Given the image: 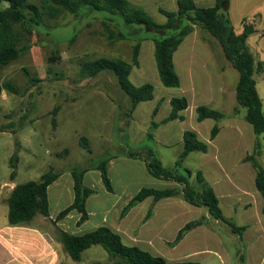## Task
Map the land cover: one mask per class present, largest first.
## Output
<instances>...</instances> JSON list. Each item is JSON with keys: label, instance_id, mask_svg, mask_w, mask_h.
Wrapping results in <instances>:
<instances>
[{"label": "rangeland", "instance_id": "374dc122", "mask_svg": "<svg viewBox=\"0 0 264 264\" xmlns=\"http://www.w3.org/2000/svg\"><path fill=\"white\" fill-rule=\"evenodd\" d=\"M131 1L133 5L149 8L146 11L157 23H166L167 18L160 11L150 10V0ZM261 3L264 0H232L236 31L242 29L237 19L239 12L253 11ZM7 7L8 2L0 0V11ZM104 20L103 14L93 13L80 17L66 14L58 20L47 21L48 27L37 28L28 37L25 34L24 44L30 46L28 54L0 70V86L10 82L20 91L15 94L3 90L0 97V229L7 224V199L11 186L38 181L52 168L65 174L64 182L70 190L72 168L91 169L104 159H114L129 153L136 155L135 160H129L125 168L120 165L111 168L117 195L126 186H129V194L143 187L168 188L171 185L169 182L156 180L149 175L144 161L146 148L153 149L164 166L173 169L183 147V132L194 131L202 139L209 138L214 125L218 124L222 132L213 142L209 154L192 153L184 161L183 168L192 172L189 180L196 189H200L196 174L198 171L203 172L215 187L225 217L238 227L248 226L249 231L238 235L224 222L212 217L207 221L204 215L209 211L201 207L194 217L197 220L204 217L206 223L196 228V233L191 237V247L196 254L187 261L200 264H264L261 239L264 234V201L256 189V171L250 162H244L248 155L254 154L257 136L245 119V109L241 107L240 111L234 110V114H238L235 130L231 129V117L220 122L210 120L201 124L193 107L186 113L185 123L161 124L171 112L169 101L174 97H183L182 91L190 86L188 70L191 57L194 59L192 67L197 73L198 83H214V74L219 73L225 64L222 63L225 55L219 42L206 30L196 26L176 54L182 86L168 88L159 77L155 44L152 41L154 35L143 32L138 38L120 40L111 45ZM136 41L141 42L142 49L140 65L133 68L131 81L136 86L153 84L155 100L142 103L136 116H133L130 113L131 101L122 92L114 75L103 72L94 78L86 77L82 75L81 67L84 62L101 57L119 58L132 63ZM253 53L257 62L264 64V54L255 48ZM185 60L187 64L183 63ZM230 65L232 75L227 84L232 87L234 102L237 103L236 88L233 89L237 86L239 73ZM256 81L264 103V73L257 74ZM186 98L193 106L198 103L188 95ZM57 106L60 110L54 116L53 110ZM157 106L158 115L153 117ZM224 113L228 114L229 111L225 110ZM54 117L56 127L53 125ZM152 121L160 124L158 132L152 131ZM150 132L157 138L156 143L154 140L148 141ZM84 137L89 140L91 153L81 146ZM261 142L258 159L264 168V138ZM15 154L18 155L16 178L12 181L10 160ZM181 173L185 174L184 171ZM96 174L91 173L85 181L87 187L95 190V195L88 203V209L97 212L93 223L100 220V212L104 207L113 204L108 198H116L108 195L103 181ZM237 189H240V194L246 192L243 198L246 209L241 205H233ZM55 192L52 188L50 198L53 209L56 206ZM68 203L67 196L60 202V207H66ZM145 211L149 213L152 209L146 208ZM112 217L113 214L110 219ZM51 224L54 226V222ZM52 225L49 227L51 235L56 238V228ZM180 225L174 224L172 230ZM89 227L86 226L82 234L91 231ZM74 264L117 263L109 258L103 247L93 246L83 253L82 262Z\"/></svg>", "mask_w": 264, "mask_h": 264}, {"label": "trees", "instance_id": "16d2710c", "mask_svg": "<svg viewBox=\"0 0 264 264\" xmlns=\"http://www.w3.org/2000/svg\"><path fill=\"white\" fill-rule=\"evenodd\" d=\"M9 7L0 11V70L18 61L28 54L30 46L24 44L25 34L28 35L37 28L48 27L47 21L58 20L66 14L75 17L86 16L87 14H103L105 20L103 25L109 33V43L112 45L120 40L138 38L143 32L151 33L154 36L152 41L155 44V60L159 77L162 84L168 88H180L181 78L175 69L174 56L185 39L190 36L196 26H200L210 33L220 44L226 59L239 73V81L236 87V101L238 105L246 109L245 119L257 136L255 152L248 155L244 162H250L256 171L255 185L264 201V168L259 156L261 155L262 142L264 138V103L257 89L256 75L264 73V64L257 62L255 55L248 44L249 38L255 33L253 25L244 23V30L237 34L229 17V6L231 0H216L212 7H199L194 0H178L177 11L160 9V12L167 18L166 23L159 24L142 7L133 5L129 0H5ZM141 42L136 41L133 48L132 63L119 58L101 57L95 60L86 61L82 64L81 73L86 77H97L103 72L114 75L122 92L131 101L130 113L133 114L141 103L149 102L155 98V87L151 83L136 86L131 81V74L134 67L140 65ZM3 90L19 94L20 91L10 82L0 86V97ZM171 112L161 122L167 124L172 121H184L182 112L189 108V101L186 97H174L171 99ZM60 107L53 110L54 116L58 114ZM159 112L157 106L153 112L156 117ZM198 122L206 119L222 121L225 116L217 110L208 106H199L196 109ZM53 125L56 127V117L53 118ZM157 122L152 121V131L159 128ZM221 129L216 124L210 136L213 141L219 135ZM154 140V134H148V141ZM83 149L92 152L89 140L81 139ZM68 150H66L67 152ZM147 154L145 164L151 176L156 179L174 182L181 186L178 188L157 189L143 187L122 210L121 217L128 213L149 198L154 203L161 200L177 197L182 194L185 201L195 207H206L211 217L216 221L226 223L233 232L242 235L246 231L245 226L238 227L224 215L220 200L213 187L206 181L203 172L196 174L197 183L200 189H196L190 183L192 172L183 168L184 161L192 153L206 154L209 151V144L199 139L194 131H185L183 135V152L180 154L173 169L164 166L161 159L151 148H146ZM129 158H135L134 154H127ZM15 154L10 160V167L13 170L11 180L16 178ZM111 159H104L91 169L74 167L71 175L74 180V201L61 211L56 222L64 220L71 212L80 214L78 225L89 220L87 210L88 199L95 194L93 188L85 184V175L90 170H97L101 174L106 190L114 192L108 165ZM184 171L185 174H182ZM62 172L50 169L43 174L38 181H28L17 185L8 200V224L10 227H30L33 220L42 216H50V203L48 190L61 176ZM264 213V207H263ZM152 216L149 211L147 219ZM55 222V223H56ZM206 218L194 220L186 224L178 233L171 246L179 244L185 236L194 229L204 226ZM66 253L75 262H81L83 253L93 246L103 247L117 264H169L162 256L138 247L126 245L120 234L107 226L99 227L83 235H74L59 228H56V238ZM175 264H199L194 262H179Z\"/></svg>", "mask_w": 264, "mask_h": 264}, {"label": "crops", "instance_id": "0c3cea01", "mask_svg": "<svg viewBox=\"0 0 264 264\" xmlns=\"http://www.w3.org/2000/svg\"><path fill=\"white\" fill-rule=\"evenodd\" d=\"M129 1L132 2L131 0ZM150 1L152 2V6L150 10L153 9L158 13L160 9H164L172 12L177 11L178 9V5H177L178 0H150ZM194 1L199 7H212L216 4V0H194ZM261 1L262 0H260V2ZM143 8L145 10L149 9L147 7H143ZM232 14L233 12H232V0H231L229 6V17L236 31ZM237 19L242 25V29L236 31V33L241 34L243 32L245 22L247 24L253 25L255 29V33L249 38L248 44L251 47L252 51L255 48L257 52L264 54V3L258 4L256 9L253 11H249L246 13L239 12ZM253 37H256L255 38L256 40L253 44H251ZM179 50L180 48L175 53L174 64H175V69L181 78V73H179L180 64L178 63V57L176 58V54L179 53ZM221 51L223 53L222 48ZM183 63L187 64V60H185ZM193 63H194V59L191 57L189 59L190 69L188 70L191 83L187 89L182 91V96L186 97L188 95L192 97L195 100V102L198 103H196L193 106L192 103L189 102L190 104L189 108L186 111L182 112V115L185 117V120L184 121L176 120V121H172V123L174 122L185 123L186 113L192 107L196 110L197 107L204 105L222 113L225 116L223 120H226V117H231L230 123L233 126L231 129L235 130L237 125L236 116L238 114L235 115L234 110L238 109L240 111L241 107L238 105V103L234 102L233 93L231 91L232 87L228 86L227 84L232 75L230 62L226 59L225 56H223L222 63L225 64L221 66L219 73L214 74L215 75L213 79L214 83H212L211 85L207 83L201 85L198 83L197 73H195L192 67ZM236 87H234L233 90H235ZM170 102L171 100L169 101V103ZM140 105H138V107L136 108L135 112L133 113V116H136V113L138 112ZM225 110H228L229 113L225 114L224 113ZM245 116H246V109H245ZM210 120L213 119H206L205 121L200 123L202 124ZM159 129L160 127L156 131L158 132ZM221 132L222 129L220 133ZM184 133L185 131L183 132V135ZM197 135L201 141L203 140V142H207L209 144L208 153L206 154L201 153L204 156H206L209 154L213 142H215L218 139L219 135L213 141H210V137L209 138L206 137L202 139L199 136V134ZM153 142L155 143L157 142L156 137L154 138ZM182 152H183V147L179 151V156ZM129 160H135V159L129 158L126 154H124L121 156H116V158L111 159V161L109 162L108 165L109 177L114 192L113 193L108 192V195L116 198L115 200L114 198L111 197L108 198L113 202V204L111 206L104 207L103 211L100 212L101 218L99 221H95L93 223V219L96 217L97 212H93L88 209V203L92 199L91 196L87 201L89 220L86 221L84 224L80 226L78 225L81 216L75 211L71 212L64 220L56 222L59 213L64 209H66L67 207H69L74 201L73 177L71 175L70 190H68V188H66L67 183L66 181L64 182V177H65L64 173L54 184H52L49 187L48 196L50 203V216L48 218L38 216L33 220L30 227H10L8 224V212H7V224L0 229V264H74L75 261L72 260L71 257L66 253L63 245L59 241H57L53 235H51L50 225H52L51 224L52 222H54L55 228H59L74 235H83L82 232L84 228L88 225L90 226L89 228H91V231L102 226H107L116 233L120 234L123 242L126 245L138 246L152 253L153 255L162 256L169 262V264H175L179 262H191L187 260L193 257L196 254V252H194L195 250H193L191 247L192 245L190 239L196 233L195 231L197 229H194L193 231L189 232L179 244L175 246L170 245L175 241L179 231L186 224H188L191 221L197 220V218L194 216L195 214H197V210L200 209L199 207H195L189 204L188 202H186L182 194L178 195L177 197L161 200L157 203H154L153 199L149 198L143 203L133 208L126 217L124 218L121 217L122 210L127 206V204L141 189H139L136 193L129 194V190H128L129 186H126L124 191L119 195H117L116 186L113 177L111 175V168L117 167V165H120L122 166V168H125V166L129 165ZM94 172L97 173L96 175H98L100 180H102L99 171L90 170L85 175V181L87 177ZM205 179L209 183V180L206 176ZM169 184L171 185H169L168 188L180 189L179 186H177L174 182H169ZM209 184L215 190L214 185L212 183ZM16 186L17 185L13 184L9 189V193H8L9 197L7 199V202L10 198L13 189ZM52 188H54L56 191L54 196L55 204H56L55 209H53V204L50 198V192ZM239 191L240 189H237L238 193L236 194V196H234L233 205L236 206L241 205L243 209H246V205L243 204V198L246 196V192L242 191L240 194ZM67 196L69 197L68 205L66 207H60V202L64 200V198ZM146 208H148V210L150 208L152 209V216L149 219L146 218L148 214V212L145 211ZM262 212H263V208H262ZM111 214H113L112 219H110ZM204 217L207 218V221L211 218L209 212H206ZM182 219H186V221H182ZM176 223L181 224L180 227L172 230V226ZM245 227L247 229L242 235L248 233L249 231L248 229L249 227L248 226ZM261 239L264 247V234L261 235ZM263 253H264V249H263ZM241 260H243V256H241ZM82 261H83V257L81 262ZM76 263H80V262H76ZM194 263H199V262H194Z\"/></svg>", "mask_w": 264, "mask_h": 264}]
</instances>
